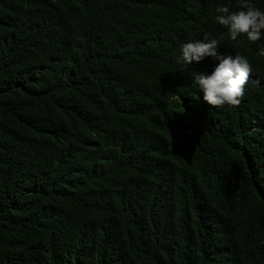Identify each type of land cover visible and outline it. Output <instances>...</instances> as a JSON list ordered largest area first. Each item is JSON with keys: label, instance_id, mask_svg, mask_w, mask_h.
<instances>
[{"label": "trees", "instance_id": "16d2710c", "mask_svg": "<svg viewBox=\"0 0 264 264\" xmlns=\"http://www.w3.org/2000/svg\"><path fill=\"white\" fill-rule=\"evenodd\" d=\"M242 2L0 0V264H264V33L214 20ZM205 35L239 107L176 63Z\"/></svg>", "mask_w": 264, "mask_h": 264}, {"label": "clouds", "instance_id": "9594fccd", "mask_svg": "<svg viewBox=\"0 0 264 264\" xmlns=\"http://www.w3.org/2000/svg\"><path fill=\"white\" fill-rule=\"evenodd\" d=\"M214 20L227 30L228 37L237 41L245 36L255 43L264 33V11H261L249 0H243L239 9L230 11L229 6L220 5ZM224 36L219 39L205 35L181 46V54L176 63L188 68L193 62L205 58L218 61L211 73L191 71L192 82L203 91V99L211 106L220 108L225 105L239 107L246 92L245 86L250 79L252 67L246 57L236 54H222L218 51ZM264 55V49L261 50Z\"/></svg>", "mask_w": 264, "mask_h": 264}]
</instances>
